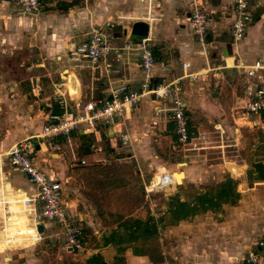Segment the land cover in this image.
Listing matches in <instances>:
<instances>
[{
	"label": "crops",
	"instance_id": "0c3cea01",
	"mask_svg": "<svg viewBox=\"0 0 264 264\" xmlns=\"http://www.w3.org/2000/svg\"><path fill=\"white\" fill-rule=\"evenodd\" d=\"M7 1L0 0V52L3 50L13 51L14 45L18 46L19 43L23 42L19 38L21 35L19 33L24 30H33L35 27L34 32L38 33V36L41 38V44H48L47 46L54 48L58 47L60 41H54L50 36L54 35L60 38L61 33H63L61 31H65L64 29L61 30L62 26L66 23H71V21H64L62 19L64 15L59 14V11L68 9L69 3L67 4L65 1L60 2L57 5L56 12L48 7V12H42L41 10L39 15L33 18L14 16L15 13L11 11L12 7L10 4L8 6ZM39 1L41 4V0ZM198 1L206 12V16L208 14V43L218 39V36L220 39L224 33H229V16L226 9H224L223 0ZM117 3L118 0L105 1V4L112 6H115ZM51 4L52 2L46 3V5L50 6ZM159 6H162V2H159ZM188 16L189 8L185 11L184 18L175 21L176 23H168L165 18L166 22L162 21L159 27L153 28L151 26L156 40V47L153 49L155 64L149 74L152 85L165 83L181 75L182 69L180 64L182 62L188 63L186 72H194L206 66L213 67L220 64L209 60L211 54L207 56L206 53L204 55L201 53L190 26H188ZM260 16L248 25L245 35L240 41L237 43H232L231 41L221 43L224 44V48L221 47L222 49L219 48L216 51L217 55H220V57L218 56L220 62L224 60L230 66L233 59L250 63L254 59L264 57V55L262 56L264 50L255 48L253 44L260 29ZM48 32L49 37L47 35ZM249 33L250 35L248 36ZM171 35L175 36L173 42L170 41ZM121 36L123 35L121 34ZM128 37L130 39L135 38L132 36ZM126 38L127 34L124 35V39H119V42ZM20 40L21 42H19ZM233 44L236 46L235 51L239 49L240 53H235L232 48L230 49V46H233ZM72 45L70 44V46ZM62 47H66L65 40L61 43ZM249 51L252 53L251 55H247ZM7 53L9 52L5 54ZM133 54L128 53L123 58L121 73L118 75L103 74V70L99 69V63L101 62L97 63L96 67H93L90 71H85L83 66L87 62H83L81 66H75L68 58H62L59 54L53 55V53L45 57V72L50 76L51 72L48 66L55 67L53 71H56V67L63 64L66 70H61L65 75L62 76L64 82L61 83L63 84V89H59L60 94L63 93L65 98L69 99V102L74 103L75 107L84 108L90 98L107 96L108 89L113 85L125 83L131 90H138L143 73L138 67V60L137 62L133 61L134 57L132 56L135 55ZM3 55L0 54V58H3ZM49 58L52 60L57 59V62L50 61ZM160 63L165 65L166 70H160ZM94 68H98V72ZM213 70L215 71L212 72L210 69L207 73L199 74L197 77L200 76V79L189 77L183 78L181 81L185 112L192 114L194 107L201 109L206 122H209L211 128L219 134L216 136L215 141L217 142L216 147L220 148L218 151L220 155L215 158L220 159V161L218 162L219 169L211 171V178L217 177L213 182L210 181L209 177L207 178L206 175H203L205 172L204 158H201V156L205 157L206 154L198 151L199 148L187 149L186 152L169 155L171 151L169 149L166 150L165 147H168L170 143H172L170 147H173V142L176 141L173 133V124L166 119L163 112L157 111L158 107L161 108L163 106L161 101L151 98L146 102L148 108L145 111H142L140 105H135L121 119H118L114 124L107 127L100 123L79 125L75 131L76 136L73 138V146L69 141L70 136L67 139L64 137L54 139V142L58 145L56 152L45 149V144L43 143L35 144V147L36 145L38 146L36 152L38 158L35 156V159L40 168L48 179H57L60 185V180L62 178L67 180L71 177L70 172L74 171L70 168L71 165L68 166L65 151H85L80 152L81 158L79 159L80 162L84 163L85 160H99L103 151H117L118 149L132 153V157L130 158L136 161L135 166L140 175L143 174L144 170L150 171L154 169V172L166 171L172 173L176 169L179 173L177 183L180 184L173 182V184L161 189L165 188L170 198H176L181 202L193 204L199 196L213 194L218 185L227 177L232 178L235 182L234 193H236V198L233 200L222 201L216 207L194 212L185 218H173L171 213L168 212V204H166V209L164 212H161L160 216V212H133L129 210L128 200L127 202L122 201L123 198L119 197V193L114 195V191L104 190L108 186L97 188L93 181H80L79 187L71 186V189L75 192L74 196L61 199L72 220L81 224L84 228H88V233H82L83 248L80 251L81 264H232L231 255L235 253L234 250L237 248V245L240 248L244 245L242 242H239V238L243 235L244 231L242 230V221L249 222L250 226L251 222L254 224L257 219L261 220V216L264 218V211H262L264 203L260 200L262 198L260 193L257 196L254 195L251 199L252 201L248 202L244 201L245 196L241 197L238 192L240 187L241 189L242 187H247L245 179L248 171L251 174L249 169L250 164L248 165L244 161L242 165H239L234 160V155L232 154V152H235L233 151L234 148L238 147L241 143L242 134L240 128L246 127L241 124L239 110L253 92L254 79L248 80L238 69H234L240 75L241 83L239 85L227 84L221 78V73L216 71V69ZM93 71H96L97 74ZM87 94L89 95L86 96ZM55 107L57 106L54 103L53 107L48 109V112L41 113H45L44 117L48 113H58L60 111L59 107H57L58 112H53V108ZM234 108L235 112H232ZM227 109L229 110L227 111ZM27 123L29 127H26V132L29 134L35 130L38 131L40 128V126L37 128L38 119L34 123L32 120L27 121ZM247 128L259 129L256 127ZM263 128L259 129V132L262 133ZM188 129L195 135L192 141L195 145L196 139L199 138L196 137V134L201 131L195 123H192L190 116L188 117ZM119 132L126 135L124 143L119 142ZM26 135L28 136V134ZM17 136L18 134L15 133L13 138ZM88 137L90 140L86 144L83 141ZM9 141L4 142V144H7L5 148L10 147L16 142L10 144ZM2 147L3 143L0 142V153L5 152V150L2 151ZM224 147H233V149H224ZM162 150L168 151V155L161 154ZM42 151H47V153L43 154ZM126 155L129 157L130 153H126ZM175 158H178V160L172 162L171 159ZM181 162L183 165L180 168L175 167V165L177 166ZM223 163H230L231 165L227 169L222 165ZM6 165H8L7 161H5L2 167L3 174L12 190H19L25 193H30L34 190V186L29 185L21 174L12 168H6ZM96 168L98 167H84L79 169L78 172L94 173L97 170ZM154 172L153 174H155ZM239 174L245 177L241 178L240 182L236 181ZM255 179H258L261 183L264 181V174L263 178H258L256 175ZM140 181L141 183H134L141 186L142 180ZM79 188L83 189L77 192ZM188 192L194 193H190V195ZM61 195L65 196L62 185ZM78 195L81 197L77 198ZM113 198L117 201L116 204L119 205L120 211L111 210L112 208L110 209V206L106 205L109 199L110 204H113ZM170 198L165 195L164 201L167 202ZM250 206H257L260 209L259 214L254 219L250 218L247 210ZM165 212L166 214L162 215ZM212 212H217L221 216L218 222L214 221L213 223V221H210L211 218L207 214ZM128 218H132L131 223L124 222ZM168 218L171 220L168 223L169 225L165 224ZM109 220L117 222L108 224L107 221ZM133 221H141V223L135 224ZM144 222L150 225V234L146 235L142 233V223ZM49 224L53 223L45 221L38 228L40 230L41 227L47 229ZM256 224L254 225L255 227ZM263 231L264 229H261L259 234ZM57 233L59 232L57 231ZM154 236L156 237L154 242L158 258L154 262H151L145 252L146 249L142 248L140 243ZM255 239L248 245L246 253L253 249Z\"/></svg>",
	"mask_w": 264,
	"mask_h": 264
},
{
	"label": "rangeland",
	"instance_id": "374dc122",
	"mask_svg": "<svg viewBox=\"0 0 264 264\" xmlns=\"http://www.w3.org/2000/svg\"><path fill=\"white\" fill-rule=\"evenodd\" d=\"M64 1L67 2V4L69 3V7L66 10L59 11V14L64 15L62 16V19L64 21H71V23H66L62 26L63 28H61V30L64 29L65 31H61L63 33H61L60 38H57L54 35L50 36L52 40L60 41L58 47H55L56 49L54 47L47 46L48 44L44 45L40 43L41 38L38 36V33L34 32V29L36 28L35 27L33 30H24L23 32L19 33L21 34L19 38L23 42H21L20 40L19 42L21 43H19L18 46L14 45L12 48L13 51L3 50L2 52H0L1 55L4 54L3 58H0V142L3 143L2 151H6L9 147L8 146L7 148H5L7 144H4V142L10 140L9 142L11 144L12 142L17 141V139L19 140L35 135L40 130V128L38 131L35 130L30 134L27 133L26 127H29L27 121L32 120L34 123V121H37L38 119L37 128L38 126L41 127L42 123L45 120L44 114L48 112V109H50V107H53L54 103L55 106L59 107L57 101L59 99H63L62 96H60L61 92L59 91V89H63V84L61 83L64 82L62 76L65 75L63 71L61 72V70H66V68H64L63 64H60L56 67L57 70L53 71L55 67L53 68L52 66H48L51 72L50 76H48V74H46L45 72V57L48 54L53 53V55L59 54L62 58H67L66 53L68 47H70V44L78 43L80 40L88 37L94 32L103 33L110 39V42L113 45H121L123 40L119 42V39H124V35L129 32L130 25L134 21H132L131 16L135 11L139 9L140 5L138 0H118V3L115 6L105 4L106 0H41V5L43 6L41 10L42 12H48L49 8H52V10H55L56 12L58 3ZM50 2H52L51 6L46 5V3ZM159 2H162V6H159ZM7 4L8 6L10 4V6L13 7L12 0H8ZM188 6L189 0H154L152 2L150 11V15L154 18L151 26L153 28L159 27V24L162 23V21L164 22L165 18L168 23H176L175 21H179L180 19L184 18L185 11L188 10ZM95 8H97V10H95ZM38 15L39 13L37 15L15 14L14 16L36 18V16ZM71 19L74 21H72ZM259 25L260 29L257 33L256 41H254L253 44L255 48L264 50V13H262L259 18ZM115 33H122L123 36L113 37L112 35H114ZM47 35L49 37V32ZM249 35L250 33L248 34V36ZM150 37V44L152 45L151 47L153 50L154 47H156L154 30H150ZM170 37V41L173 42L175 36L171 35ZM220 39L218 36V39H215V41L211 43H208L209 40L206 39L204 51L207 56L211 54L209 57V60L211 62L220 63V61L218 60V56L220 57V55H217L216 51L221 47L224 48V44L221 43L231 41L229 33H224L223 35H221ZM64 40L66 41V47L61 48V43H63ZM231 46L230 49L232 48L235 51L236 46L234 44L232 47ZM6 52L9 53L5 54ZM236 52L240 53L239 49L238 51H235V53ZM248 53L249 54L247 55L252 54L250 51ZM127 54L128 53H122L121 57L124 58ZM263 55L264 52L262 53V56ZM132 57H134L133 61L137 62L136 56L134 55ZM49 59L50 61L57 62V59ZM122 62L123 59L122 61H111L110 67H105V64L101 62L99 63V69H102L103 74L105 75L107 73L118 75L121 73ZM81 64L83 63L81 62ZM83 67L85 71H90L93 67H96V65L85 63ZM94 69L98 72V68ZM112 69H116V71ZM96 71L93 72L97 74ZM213 71L215 70H212V72ZM216 71L221 73V78H223L224 81L227 82V84L239 85L241 83V77L234 69L226 68ZM198 78L200 79V76L196 79ZM88 95L89 94H87L86 96ZM149 100V96L141 97L140 100L133 106L140 105V107H142V111H145L148 108L146 102ZM65 104L67 109L75 113H80L83 111V108L79 106L75 107L74 103L69 102L68 100L67 102H65ZM192 110L194 111L192 114L186 113V115L188 117L190 116L192 123H195L201 131L199 132V135L198 133L196 134V137L199 138L196 139L197 142H195V146L199 147L198 151H202L204 154H206L205 157L201 156V158H204L205 172L203 175H206L207 178L209 177L210 181L213 182L217 177L211 178V171L213 169H219L218 162L220 161V159L215 158L220 155L218 153L220 148L216 147L217 142L215 141L216 136L219 134L218 132H216V130L211 128V124L209 122H206V118L202 114L201 109H197L194 107ZM228 110L229 109H227V111ZM239 111H241V109ZM232 112H235V108L232 110ZM166 119L168 120V117ZM240 129L242 134L241 143L238 147L234 148L233 151L235 152H232V154L234 155V160L239 165H242L244 161L247 162L248 165L250 164L249 169L251 171V174L248 173L249 171L246 173L245 184L247 186L246 188L248 189H246L245 187H242L241 189L240 187L238 192L240 193L241 197L245 196V199L243 200H246L248 202L252 201L251 199L254 195L257 196V194L260 193V196L262 198L259 199L264 203V181L260 183L258 179H255L258 171H262L264 174V128L262 130V133L259 132V129L255 128L251 129L247 127H241ZM15 133H17L18 136L13 138V135ZM26 134H28V136ZM74 136H76V132L72 131L69 140L72 146ZM89 140L90 138L88 137L83 142L87 144ZM119 142L122 143L120 139ZM170 146H172V143H170L168 147H165L166 150L169 149L171 151L169 155H172L174 153L186 152L187 148L191 147L190 144L181 145L177 141L173 142V147ZM224 149H233V147H224ZM42 152L43 154L47 153V151ZM65 152L67 156L68 166L71 165L70 168L74 171L70 172L71 177L67 180H65L64 178L60 180L65 193V196L61 195L62 199H67L68 197L74 196L75 192L71 189V186L79 187V183H81L80 181H93L95 182V186L97 188H100V186L102 188L104 186H108L104 188V190L114 191V195H116V193H119V197L123 198L122 201L127 202L128 200L129 210H132L133 212H160V216L161 212H164V210L166 209V204H168V201L165 202L164 197L166 195L168 196V198H170L168 191L165 188H158L149 192H145L144 185L146 186L151 179L152 182L162 181L164 176H166V178L169 177L168 172L160 174V171L154 172V169H151L150 171L144 170L143 174L140 175L135 166L136 161H134L133 158H130L132 157V153L130 151H122L119 149L117 151L106 150L103 151L102 156L99 158V160H85L84 163L80 162L79 159L81 158L80 152L85 151ZM126 153H130V156L128 157ZM160 153L168 155V151L162 150ZM176 160H178V158L171 159L172 162ZM259 164L261 165L259 166ZM181 166L182 165H175V167L177 168H180ZM84 167L98 168H96L97 170L94 173L84 171H82L81 173L78 172L79 169ZM6 168L11 169V166L6 165ZM226 168L228 169V167ZM153 172L155 174H153ZM172 173L173 175L170 174L172 179L177 182L179 179L178 171L175 169L174 171H172ZM237 177L238 179L236 181L239 182L241 178H245L240 174L237 175ZM140 180H142L141 186H139L140 184L137 185L134 183H141ZM105 182L107 183L105 184ZM81 189L83 188H79L77 192H79V190ZM188 193L192 194L194 192ZM80 197V195L77 196V198ZM116 202L117 201H115L113 198V204H110L109 199L106 205L110 206V209L112 208L111 210L120 211L119 205H117ZM247 210L250 214L251 219H254L260 211L257 206H250L249 208H247ZM262 211H264V209H262ZM163 214H166V212L162 213V215ZM207 215L211 218L210 221H213V223L214 221L218 222L219 219H221V216H219L217 212L208 213ZM131 221L132 218H128L124 222L131 223ZM107 222L108 224H113L117 221L109 220ZM170 222L171 220L170 218H168V220L165 221V224H168ZM255 223H257L256 227L254 226ZM79 226L81 227V231L83 234L88 233L87 227L84 228V226H82L81 224H79ZM107 226L109 227V225ZM38 227L39 225L36 228L41 232V238L34 243V234H32V236H27L28 233H34L32 229H27L25 230L26 232L23 235L21 234L18 236L19 241H23V245H26L20 250H4L7 245L4 237H2V239H0V264H81V252L76 253L65 249L64 243L62 242L60 225L49 224L47 226V229L41 227V230ZM162 228L164 227L162 226ZM261 229H264L263 216H261V220L257 219L254 224L253 222H251L250 226L249 222L242 221V230H244L245 232L243 231V235L240 236L239 242H242V244L244 245L241 246V248L237 245V248L234 250L235 253L231 255L232 264H242L241 259L242 257H244L248 245L255 238L264 233L263 231L261 234H259V231ZM57 231L59 233H57ZM7 234L8 233H6V235ZM155 238L156 237L154 236L140 243V245H142L141 247L146 249L145 252L151 262H154L158 258V252L156 251L154 242Z\"/></svg>",
	"mask_w": 264,
	"mask_h": 264
},
{
	"label": "built area",
	"instance_id": "2783aa9c",
	"mask_svg": "<svg viewBox=\"0 0 264 264\" xmlns=\"http://www.w3.org/2000/svg\"><path fill=\"white\" fill-rule=\"evenodd\" d=\"M138 1L139 9L133 13L134 15L132 14L131 18L132 21L147 22L148 30L145 36L130 39L128 32L127 38L122 41L121 45H113L103 33L94 32L68 47L66 53V57L75 66H81V62H87L90 65L102 62L105 67H110L111 61H122V53H134L138 60V67L143 73L138 90H131L125 83L113 85L108 89L107 96L90 98L80 113L67 109L65 102L69 99L60 94L63 99L57 101L60 108L58 113H48L35 135L19 139L5 152L0 153V239L4 237L6 241L7 247L4 250H20L26 246L23 245V241H19L18 236L23 235L27 229L34 231L27 235L34 234L33 243L40 239L41 232L36 227L45 221L60 225L62 242L66 250L80 252L83 248L81 227L68 215L61 199L59 180L48 179L37 163L35 144L43 143L45 149L56 152L58 145L54 142L55 138L67 139L81 124L100 123L105 127L112 125L130 111L141 97L149 96L163 104L161 108H157V111L163 112L172 122L176 141L181 145L190 144L191 147L187 149L199 148L192 143L195 135L188 129V116L182 98L181 81L183 78H196L210 69H238L248 80L254 79L253 92L243 104L239 118L242 126L259 129L264 127V57L254 59L250 63L233 59L230 66L222 60L220 64L213 67L206 66L194 72H186L188 63L182 62L180 64L181 75L165 83L152 85L149 74L155 64V59L150 44V30L154 18L150 15V11L154 0ZM12 2L11 11L17 15H37L42 8L39 0H12ZM223 3L229 16L231 42L237 43L244 37L246 28L253 21L255 8L263 5L264 0H223ZM188 8L191 32L204 55L207 39L206 12L198 0H189ZM159 68L161 71L166 70L162 63ZM112 70L116 71V69ZM119 137L124 143L126 135L120 133ZM5 161L14 171L21 174L29 185L34 186L32 192L25 193L11 189L3 174L2 167ZM163 173L160 172V174ZM168 174L169 177L164 176L160 182H152L151 179L146 186L144 185L145 192L171 184V173ZM241 260L243 264H264V234L255 239L253 249L247 252Z\"/></svg>",
	"mask_w": 264,
	"mask_h": 264
},
{
	"label": "trees",
	"instance_id": "16d2710c",
	"mask_svg": "<svg viewBox=\"0 0 264 264\" xmlns=\"http://www.w3.org/2000/svg\"><path fill=\"white\" fill-rule=\"evenodd\" d=\"M134 37V36H132ZM154 51L152 50V53ZM53 112H58L57 107L53 108ZM261 164H259L260 166ZM258 166V165H257ZM258 178H263L262 171H258ZM235 182L232 178L227 177L222 183H220L216 191L205 196V194L199 196L195 203L189 204L187 202H181L176 198H170L168 201V212L171 213L173 218H185L194 212L205 210L206 208L216 207L222 201H231L236 198L234 193ZM135 224H140L141 221H133ZM143 229L141 230L144 234H150L151 227L147 222L142 223Z\"/></svg>",
	"mask_w": 264,
	"mask_h": 264
},
{
	"label": "water",
	"instance_id": "95a60500",
	"mask_svg": "<svg viewBox=\"0 0 264 264\" xmlns=\"http://www.w3.org/2000/svg\"><path fill=\"white\" fill-rule=\"evenodd\" d=\"M264 12V4L260 5L258 7L255 8V13L253 15V20L257 19L262 13ZM147 30H148V24L145 21L142 20H134L129 28V35L130 36H134V37H140V36H145L147 34ZM117 36H116V35ZM114 35H112L113 37H120L122 33H115ZM227 46V44H226ZM38 146L36 145V148ZM178 165H183V163H178ZM224 167H228L229 165H231L230 163H223L222 164ZM235 165V164H233ZM166 172V171H165ZM169 173V172H168ZM171 173V172H170ZM171 175H173V173H171ZM172 178V177H171ZM171 184H173L172 182L174 181L173 179H171ZM175 182V181H174ZM177 183V182H176ZM180 184V183H177ZM170 185V184H169ZM168 186V185H167Z\"/></svg>",
	"mask_w": 264,
	"mask_h": 264
},
{
	"label": "bare ground",
	"instance_id": "6f19581e",
	"mask_svg": "<svg viewBox=\"0 0 264 264\" xmlns=\"http://www.w3.org/2000/svg\"><path fill=\"white\" fill-rule=\"evenodd\" d=\"M62 95L64 96V98H65V95L62 93ZM41 147V146H40Z\"/></svg>",
	"mask_w": 264,
	"mask_h": 264
}]
</instances>
